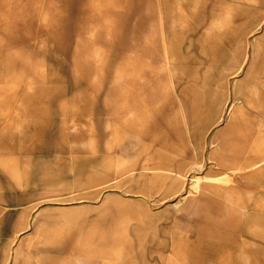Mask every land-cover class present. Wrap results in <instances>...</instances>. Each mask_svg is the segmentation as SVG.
I'll return each instance as SVG.
<instances>
[{
  "label": "rangeland",
  "instance_id": "rangeland-1",
  "mask_svg": "<svg viewBox=\"0 0 264 264\" xmlns=\"http://www.w3.org/2000/svg\"><path fill=\"white\" fill-rule=\"evenodd\" d=\"M261 37L264 0H0V264H264V150L218 161L264 147Z\"/></svg>",
  "mask_w": 264,
  "mask_h": 264
},
{
  "label": "crops",
  "instance_id": "crops-1",
  "mask_svg": "<svg viewBox=\"0 0 264 264\" xmlns=\"http://www.w3.org/2000/svg\"><path fill=\"white\" fill-rule=\"evenodd\" d=\"M259 39H263L264 41V37H261V38H256L254 40V42L252 43V53H251V60H250V71H249V81H253L252 80V76L255 72H257L258 70H262L261 67H259V64L262 65L264 64V44L260 45V44H257V41ZM256 55V59L257 61L252 64V59H253V56ZM261 73H264V72H261ZM264 75V74H263ZM256 80V78H255ZM254 80V81H255ZM246 84V86L248 88L242 90L241 88H238L237 85L234 87V99L235 100H240V101H243L245 103H247L248 105L249 104H252L253 103V100H254V97H255V92H254V89L252 87V84L251 82H249ZM251 85V86H250ZM240 133V131H239ZM241 135V134H240ZM239 135V136H240ZM250 134H246V135H241L240 138H239V141H236L235 142V145H233V147H231V152L233 155V160H230L228 161L229 159H227L226 157L224 156H220L218 158V161L220 162V164H222L223 166H225V168H233V167H237V166H240V167H244V166H247L248 164H250L251 166H255L258 164V162H255V163H243V153L247 150V149H252L253 151H257L259 149H261L262 151L264 150V147H261L259 144L257 143H251L249 144V141L250 140ZM162 169H165V170H168L170 172H175L176 170L173 169V168H167V167H164ZM178 173H180L179 171H177ZM181 175V174H180ZM35 217V216H34ZM32 222H30L28 225L29 226H32ZM28 225H26V228L28 227ZM114 243H118V244H122L123 243V239H118V240H115ZM68 248V247H67ZM66 249V247L62 246L61 248L57 247V248H54V247H50L48 249V254H47V260L50 261V262H53V261H57L61 258V255H57L55 254L56 252H61V251H64ZM89 254L91 255V252L89 251ZM101 254L102 255H105V256H112L111 255V251L110 250H107V249H104L103 251H101ZM12 259H13V253L10 252L6 257H5V260L8 262V261H11L12 262ZM82 258H77L76 259V262H78L77 264H82Z\"/></svg>",
  "mask_w": 264,
  "mask_h": 264
},
{
  "label": "bare ground",
  "instance_id": "bare-ground-1",
  "mask_svg": "<svg viewBox=\"0 0 264 264\" xmlns=\"http://www.w3.org/2000/svg\"><path fill=\"white\" fill-rule=\"evenodd\" d=\"M256 56V55H255ZM252 64H254V60L252 61ZM240 110H242L241 108H239ZM239 110V111H240ZM237 112H238V110H237ZM234 116V115H233ZM197 182H199V179L197 180ZM196 185H198V183L196 184Z\"/></svg>",
  "mask_w": 264,
  "mask_h": 264
}]
</instances>
